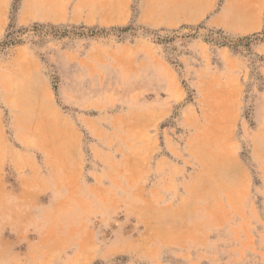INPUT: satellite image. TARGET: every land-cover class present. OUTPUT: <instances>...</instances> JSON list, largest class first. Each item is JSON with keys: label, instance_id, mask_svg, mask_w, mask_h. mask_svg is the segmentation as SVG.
Returning <instances> with one entry per match:
<instances>
[{"label": "rangeland", "instance_id": "rangeland-1", "mask_svg": "<svg viewBox=\"0 0 264 264\" xmlns=\"http://www.w3.org/2000/svg\"><path fill=\"white\" fill-rule=\"evenodd\" d=\"M127 1L0 0V264H264V31Z\"/></svg>", "mask_w": 264, "mask_h": 264}, {"label": "bare ground", "instance_id": "bare-ground-1", "mask_svg": "<svg viewBox=\"0 0 264 264\" xmlns=\"http://www.w3.org/2000/svg\"><path fill=\"white\" fill-rule=\"evenodd\" d=\"M51 1L52 0H50V2ZM126 1L127 0H109V1L108 0H97V4H98V6H100L101 8H103L107 11H110V12H113L116 14L117 13L120 14L126 10V9H124V6L126 5ZM213 1L214 0H174L173 4L178 6V7H182L185 10L187 9L190 12H193V11H204L206 9V7L210 6V4ZM256 3H257V0H231L230 9H231L232 13L234 15H236L237 17H241V18L245 19V18H247L249 13L252 11V9L254 8V5H256ZM127 9H128V7H127ZM2 25H3V20H2ZM222 109H224V108L222 107ZM226 116H228V115H226ZM225 119L227 120L229 118L223 117V115H221L219 112H216V113H213V114L206 116L204 124H205V130H207V133L205 135L204 140L207 144H210L211 142H213L212 138L220 140L223 137H225L226 131H227L228 125H229V124H226Z\"/></svg>", "mask_w": 264, "mask_h": 264}, {"label": "crops", "instance_id": "crops-1", "mask_svg": "<svg viewBox=\"0 0 264 264\" xmlns=\"http://www.w3.org/2000/svg\"><path fill=\"white\" fill-rule=\"evenodd\" d=\"M213 2L204 11L190 12L182 7H179L178 11H183L192 17L201 16L212 6ZM230 6L231 0H225L220 8L208 18L209 25L236 36H246L264 31V0H257L256 5L245 19L234 15ZM0 26H3L1 19Z\"/></svg>", "mask_w": 264, "mask_h": 264}]
</instances>
